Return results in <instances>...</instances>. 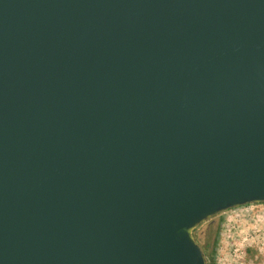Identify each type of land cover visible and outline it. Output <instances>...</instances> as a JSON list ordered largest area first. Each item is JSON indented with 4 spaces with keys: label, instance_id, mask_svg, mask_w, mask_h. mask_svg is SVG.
Segmentation results:
<instances>
[{
    "label": "water",
    "instance_id": "obj_1",
    "mask_svg": "<svg viewBox=\"0 0 264 264\" xmlns=\"http://www.w3.org/2000/svg\"><path fill=\"white\" fill-rule=\"evenodd\" d=\"M264 203V0H0V264H209Z\"/></svg>",
    "mask_w": 264,
    "mask_h": 264
},
{
    "label": "rangeland",
    "instance_id": "obj_2",
    "mask_svg": "<svg viewBox=\"0 0 264 264\" xmlns=\"http://www.w3.org/2000/svg\"><path fill=\"white\" fill-rule=\"evenodd\" d=\"M200 237L216 239L211 264H264V203L222 212L202 223Z\"/></svg>",
    "mask_w": 264,
    "mask_h": 264
},
{
    "label": "trees",
    "instance_id": "obj_3",
    "mask_svg": "<svg viewBox=\"0 0 264 264\" xmlns=\"http://www.w3.org/2000/svg\"><path fill=\"white\" fill-rule=\"evenodd\" d=\"M198 229V228H197ZM197 229L195 230V237L197 238V240L201 243L203 249L205 250L207 257L209 258L210 255V250L213 249L215 250L216 247V239L215 237H210V239L207 240L206 244L204 245L201 241H200V234H198ZM209 264H211L210 259H209Z\"/></svg>",
    "mask_w": 264,
    "mask_h": 264
},
{
    "label": "built area",
    "instance_id": "obj_4",
    "mask_svg": "<svg viewBox=\"0 0 264 264\" xmlns=\"http://www.w3.org/2000/svg\"><path fill=\"white\" fill-rule=\"evenodd\" d=\"M260 204H261V203H253V204H247V205H260ZM247 205H243V206H239V207H245V206H247ZM239 207L231 208L230 210H232V209H236V208H239ZM227 211H229V209L226 210V211H224V212H227Z\"/></svg>",
    "mask_w": 264,
    "mask_h": 264
},
{
    "label": "flooded vegetation",
    "instance_id": "obj_5",
    "mask_svg": "<svg viewBox=\"0 0 264 264\" xmlns=\"http://www.w3.org/2000/svg\"><path fill=\"white\" fill-rule=\"evenodd\" d=\"M200 241L205 245L207 242V239L203 237H200Z\"/></svg>",
    "mask_w": 264,
    "mask_h": 264
}]
</instances>
